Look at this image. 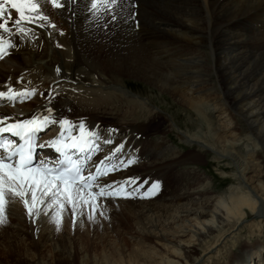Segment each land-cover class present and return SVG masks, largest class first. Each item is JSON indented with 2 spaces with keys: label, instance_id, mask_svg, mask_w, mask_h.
Here are the masks:
<instances>
[{
  "label": "bare ground",
  "instance_id": "bare-ground-1",
  "mask_svg": "<svg viewBox=\"0 0 264 264\" xmlns=\"http://www.w3.org/2000/svg\"><path fill=\"white\" fill-rule=\"evenodd\" d=\"M60 2L63 8L37 0L46 19L23 24L24 36L14 25L10 33L0 31V37L13 45L6 44V54L0 58V93L29 99L16 103V111L0 106V118L20 123L50 116L54 122L42 135L44 141L58 137L60 119L76 126L83 122L99 137L94 161L120 144L123 150L109 163L136 161L100 184L136 177L143 184L140 193L147 195L151 183L159 182V188L144 199L139 193L132 199L97 198L95 210L108 229L113 227L107 222L110 209L120 221L128 219L135 226L132 238L138 253L120 247L102 260L264 264V240L251 241L264 225V0H118L114 13L103 6L94 11L90 0ZM29 35L39 48L26 41ZM79 74L90 75L91 80H80ZM129 77L193 111L205 131L200 133L199 127L197 134L183 131L150 99L131 96L122 83ZM213 115L216 123L209 120ZM107 116L119 119L116 124H102ZM156 116L165 121L164 129L190 148L187 153L171 143L173 147L165 135L147 137V126ZM67 134L79 135L78 127ZM106 139L112 143L105 144ZM206 153L228 166L231 184L220 194L197 167H189L203 161ZM26 198L31 205L30 195ZM43 200L30 216L19 197L6 194L3 214L8 213L15 227L26 225L41 248L57 245L59 250L32 255L13 238L0 240V257L7 259L13 253L23 264L48 260L70 264L71 255L62 251V240L56 236L65 228H91V204H81L75 216L66 205L57 223L53 214L58 209L48 207L49 197ZM238 244L241 250L227 253ZM78 264L89 262L79 257Z\"/></svg>",
  "mask_w": 264,
  "mask_h": 264
},
{
  "label": "snow or ice",
  "instance_id": "snow-or-ice-1",
  "mask_svg": "<svg viewBox=\"0 0 264 264\" xmlns=\"http://www.w3.org/2000/svg\"><path fill=\"white\" fill-rule=\"evenodd\" d=\"M49 2L53 8L64 7L60 0H49ZM90 2L94 11H99L100 6H103L105 10H111L114 13L115 7L118 6V0H90ZM37 19H46L39 12L37 0H0V31L3 33H10L11 26L14 25L18 33L26 34L23 24L35 23ZM6 44L8 48L13 47L11 43H7L3 37H0V58L6 54ZM3 96L4 93H0V97ZM48 111L51 113L52 110ZM53 122L50 116L42 119L34 116L20 123L0 127V133H10L21 142L19 146H16L11 140H0V149L6 153L5 156L0 157V223L3 222L6 194L19 197L30 216L38 204L44 203L43 197L50 198L48 207L55 206L58 209L57 216L66 205L71 207L72 214L75 216L76 209L81 204H91L92 209L95 210L98 197L132 199L135 198L134 193H139L140 198L144 199L159 188V182L155 181L149 186L147 195L140 193L143 184L139 183L136 177L100 184L99 180L102 177L109 175L110 172L126 169L136 161L121 159L117 164L109 163L116 153L123 150V144L114 147L108 156L98 162L94 161L91 153L99 151L97 143L99 137L91 129L86 130L83 122L76 126L67 119H60L58 121L61 128L59 136L37 146L36 134ZM65 125L68 126L67 129ZM77 127L79 135L67 134L69 129L75 131ZM104 143L111 144L112 141L106 139ZM37 147L39 149L53 147L59 156V161H53L51 157H42L37 165L34 162L37 157ZM89 165L94 168V171L89 170ZM86 170L87 175H85ZM93 188L96 191H93ZM129 188L131 191L128 190ZM29 195L31 205L26 198Z\"/></svg>",
  "mask_w": 264,
  "mask_h": 264
},
{
  "label": "rangeland",
  "instance_id": "rangeland-1",
  "mask_svg": "<svg viewBox=\"0 0 264 264\" xmlns=\"http://www.w3.org/2000/svg\"><path fill=\"white\" fill-rule=\"evenodd\" d=\"M134 18L135 20H133V24L135 27H137L139 26V20L138 19L136 20V17ZM21 35L24 36L25 34H21ZM26 41L32 44L35 48L40 47L39 44L35 41V39L31 35H29V38ZM68 59H70V57L67 56V60ZM65 69H66V65L65 67H63V70ZM77 78H80V80H83V81L84 79L89 81L88 78L90 79L91 77L90 75L88 76L86 75L84 77V74H79ZM122 83L125 85V88L127 89V91L131 93V96L134 97V96L140 95L142 97H146L150 99L151 103L157 106L159 109L166 112L167 114H170L174 122L176 123V125H178V127H180L181 130L187 131L190 134L192 133L197 134L198 127H199L200 133L205 131V127L202 126L203 123L198 119L197 115L193 111H188L182 106H179L177 104L175 105L176 102H174L173 99H171L168 95H166V93L159 92L156 89H154L152 86L150 87V85H148L146 82L137 80L131 77L123 78ZM12 110L16 111L14 107ZM117 119L119 118L115 116H110V117L107 116V118L103 119L104 121H101V122L102 124H106L105 122L116 124ZM155 119L152 120L151 121L152 123L150 122V124L147 126V130H146V132L148 133L147 137L154 138L158 135H163V136L165 135L164 137L167 139V141L170 144L172 143L175 147H177V149H179L182 154L187 153L190 148L187 145L182 144L179 141V139L176 137L174 132H168L167 129H164L166 128L165 121L157 116L155 117ZM210 119L212 120L213 123L214 122L216 123V119L214 115L210 116L209 120ZM226 166L227 164L225 165V163L221 161L220 162L215 161L214 159H212V155L210 153H206L203 161H201L198 164L190 165L189 167H194V168L197 167V170H199V172L204 174L208 179H210V181H212V185H213L212 190L214 191V193L220 194L226 191L227 188L231 184V180L227 176L229 172L228 166L227 167ZM179 169L180 167L177 166L175 170H173V171H176L175 174H177L178 172L177 170ZM168 183L173 184L174 182L170 181ZM17 202L18 201H15V203ZM4 205L6 207L7 203L5 202ZM15 205L16 207H20V206H17V205H20L19 203ZM16 207L15 209L17 210V212H19L18 210L19 208H16ZM21 211H24V210L22 209ZM50 211H51V208H50ZM92 212L90 213V217L92 218L91 219L90 217L88 218L90 220V225H92L91 228L85 227L84 225L81 227L78 226L74 229H69V230L68 228L67 229L65 228V230H62V232L59 233L58 236H56L57 238H60L62 240V251H64V253H70L71 255L69 259L70 264L71 262L72 264H78L79 257H82L83 260L86 262H89V264H96V263L113 264L114 263L113 260L109 259L107 260V262H105V260H102V258H104L108 254L107 252L111 254L114 253L115 255L116 253L119 252L118 248L120 247L123 250L125 249V251L128 250L129 254H134V253L138 254L136 248L134 247V243L136 240L132 238V234L135 230V226L132 225V223L130 224L129 223L130 221L128 222V219L125 220V222L123 223L122 221H120L121 219L115 215L113 210L110 209L109 213H111L113 216L108 215L109 217H107V222L109 221L112 222L113 227L111 228L112 229L111 230V229H108L102 223L104 219L102 218L101 215H99V213L96 210H92ZM21 213L22 212H19V214ZM26 214H27V211H26ZM8 217H9L8 213L5 212L3 214V218L6 221L0 223V240L11 241L13 238H17L19 241L22 242V245L24 246L23 248L28 249L29 250L28 252L32 255H39V253H43V252L49 255L52 249L59 250L60 247H58L57 245L49 246L46 248H41L40 243H37L34 241L35 238L33 234L29 231V229L26 227L25 224H24L25 225L24 228H21L17 225L15 227L14 222L9 220ZM53 218L55 219L57 223L59 220V223H60L62 219V214L59 213V216H57V213L55 212L53 214ZM257 234L258 233L254 234L255 237L251 236L252 237L251 241L258 242V241L264 240V225L261 228V233L258 235ZM34 235H36V232H34ZM117 238H119L120 241H118ZM244 240H248L247 243L251 242L249 241V239H244ZM21 242H19V244H21ZM239 244L229 249L227 253L231 251L236 253L239 250H241V247ZM13 257H14L13 253L9 254V257L7 259L0 257V264L2 263L23 264V263L17 262L16 257L14 258ZM227 259H231V258H227ZM227 259H225V262L227 261ZM27 264H42V263L35 261V262L27 263ZM45 264H53V263L51 262V260H48V262H46ZM59 264H64V262H60Z\"/></svg>",
  "mask_w": 264,
  "mask_h": 264
}]
</instances>
